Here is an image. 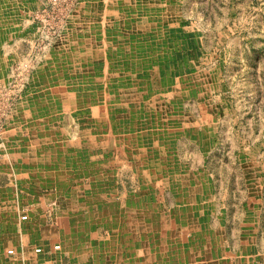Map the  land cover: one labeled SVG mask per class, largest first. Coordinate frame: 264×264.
<instances>
[{
  "label": "rangeland",
  "instance_id": "obj_1",
  "mask_svg": "<svg viewBox=\"0 0 264 264\" xmlns=\"http://www.w3.org/2000/svg\"><path fill=\"white\" fill-rule=\"evenodd\" d=\"M104 71L103 93L117 100L97 105L98 133L82 119L81 96ZM129 133L147 145L135 152L153 161L147 181L121 146ZM23 143L42 147L37 171L54 197L43 217L76 208L85 192L91 212L103 209L73 235L58 231L56 251L87 239L94 254L82 260L97 264L98 249L124 250L117 236L131 231L110 229L113 206L139 228L152 205L171 219L196 201L175 217L190 232L182 243L200 233L222 264H264V0H0V157Z\"/></svg>",
  "mask_w": 264,
  "mask_h": 264
},
{
  "label": "crops",
  "instance_id": "obj_2",
  "mask_svg": "<svg viewBox=\"0 0 264 264\" xmlns=\"http://www.w3.org/2000/svg\"><path fill=\"white\" fill-rule=\"evenodd\" d=\"M132 116H134V114H132ZM86 117L87 116L84 115L82 119L86 120ZM99 122L101 121L95 123L97 130L101 128L98 126ZM131 133H133V131ZM54 141L55 148L60 147L67 149L73 144L70 141H65L62 145H59L56 139ZM41 148L39 144L34 145L31 143L28 145V143H23V145L20 144L11 147L10 149L12 151L9 154L6 153L5 156L0 157V256H2L0 257V264H66V258L69 264H85L86 260L94 254L93 243L91 241L88 242L87 239L81 240L73 237L74 239H69V243L62 241V244H58L60 250L56 251L54 246L57 243V234L58 231H60V235L63 234V236L66 237V235L69 236L67 233L70 231L73 235L75 227L77 229H83V225L86 223L85 218L89 214L95 213L94 215L100 218L101 215H98V213H103V209L95 208V212H91L93 209H91V206L87 203L91 195L90 192H85L84 190L85 194L79 197L77 196L80 205L76 208L73 206L74 208L72 207L71 210L67 212L64 211L63 215L56 216L55 219L53 218V221L47 215L43 217L42 214L45 213L44 210L46 209L44 206L54 197L49 194L48 191L42 189L49 187V184L45 185L46 182H41L39 179L37 171L39 161L37 160V156H39L38 153L39 150H42ZM53 150L54 148L52 151ZM163 161L165 162V159L162 160V158H160V163H163ZM31 165L33 166L31 169H26L27 166ZM155 175H157L156 172ZM82 176H85V174ZM167 176L170 175L168 174ZM171 176L174 178L178 177L177 173ZM83 181L84 180L81 182ZM164 181L165 179L163 182ZM162 189L163 193H165L166 188ZM42 190L45 193H43ZM167 190L170 192L169 187ZM126 194L129 195L130 193L126 192ZM126 194H122L119 197L122 203H124V198L127 196ZM67 198L69 197L65 195L62 196L63 200ZM176 198L178 199V196ZM183 200L182 198V201ZM195 202L196 201H192L186 208L180 209L177 207L174 211L172 210L171 219L167 217L169 213L166 215V211L164 213L161 210L159 216L165 214V218L164 224L161 222L164 228L159 232L156 230L149 232V229L146 230L145 227V229L141 228L143 227V221L140 222L141 220L136 221L139 228L135 227L136 225L130 226L131 228L127 227L129 225L126 226V220L121 216L120 210L118 207L116 208V206H113L111 210H108L111 215V220L113 221L110 229L112 230V227H115L119 232V228H121V230L124 228L127 230V233H125L126 236L129 230L131 231L125 238L124 233L123 235L119 234V237L116 235L119 241L121 238L123 239L121 240V245H123L124 248L121 249L124 250L119 251L118 249V251L115 252H105L103 248L98 249V252H95V261L97 264H222L219 259L220 256L215 255L216 251L215 254H213L211 250L210 252L212 255L211 258L209 257L206 251L207 249H205L209 244V239L205 238L201 240L200 238L204 237H199L200 233H197L198 237L196 235L193 242L182 243L179 238H189L190 232L186 225L181 222V218L178 225L175 217L188 215L184 212V209H195L193 207ZM132 209L130 210V207L126 206V214L132 212ZM154 213L155 217H157L158 215L155 212V208ZM77 214L79 218L76 222H73V217ZM23 216H26L25 220L21 219ZM74 223L78 226L73 225ZM190 223H192L191 230L193 233H196V224L192 221ZM184 225L185 227H183ZM95 231L98 236L100 232L97 230ZM150 234L159 238L158 241L156 239L155 242H152L153 245L149 244L145 239V237ZM89 235L91 238L92 233ZM111 240L113 243L114 239ZM96 243L99 247L100 242L97 241ZM165 243L171 246L170 250L172 253L169 252L168 254L163 251ZM112 245L115 244L113 243ZM37 246L41 249L38 255L34 253ZM167 247L166 249L168 250ZM172 247H175V249ZM5 248L7 250H5ZM79 249L81 251H79ZM113 249L116 248L113 247ZM9 250L13 251V255L8 254ZM195 251L197 253H195ZM178 252H185V256L178 259L176 254ZM226 258L231 260L234 256H226ZM82 259H84L85 262ZM226 261L228 262V260Z\"/></svg>",
  "mask_w": 264,
  "mask_h": 264
},
{
  "label": "bare ground",
  "instance_id": "obj_3",
  "mask_svg": "<svg viewBox=\"0 0 264 264\" xmlns=\"http://www.w3.org/2000/svg\"><path fill=\"white\" fill-rule=\"evenodd\" d=\"M83 54V53H82ZM84 56V55H83ZM113 56V55H112ZM85 57V56H84ZM70 64V63H69ZM110 64H111V67H114L115 69H119V68H121L122 67V62H119L118 60H113V61H111L110 62ZM108 66H109V63L107 64V65H104V69H105V71L106 70H108ZM95 69V68H94ZM101 70V68L99 69V71ZM64 71V70H63ZM95 71V70H94ZM104 71V73L103 72H100V73H102V75L104 76V79H102V80H100L99 82H93L92 80H90L89 81V79L86 81V82H84V87L83 88H85L86 89V93L87 94H83L82 96H81V112L80 113H83V114H89V116H87L86 118V120L85 121H87V122H89V121H92V124H91V127H90V129H93L94 131H96V132H103L105 129H103V128H99L98 130H97V128H96V126H95V123H97L98 121H102V119L104 118L103 117V114L102 113H100L99 112V107L97 106L98 104H101V102L102 101H104L105 99H108V98H110V99H112V100H117L116 98H114V97H111V96H107V95H105L104 93H103V89H102V86L101 85H103L104 84V81H105V79L107 78V73ZM91 72V71H90ZM93 72V71H92ZM86 73V72H85ZM74 79V78H73ZM120 85V84H119ZM59 86V85H58ZM55 92V91H54ZM118 92V91H117ZM61 93V92H60ZM52 94V93H51ZM57 99H58V97L57 96H55ZM109 99V100H110ZM50 103V102H49ZM67 104V103H66ZM72 104V103H71ZM92 105H94V107H92ZM104 105V104H103ZM117 105V104H116ZM119 106V105H118ZM87 110V111H86ZM86 116V115H85ZM105 121V120H104ZM137 129H135V131H136ZM107 131V130H106ZM113 132V131H112ZM119 132V131H118ZM119 133H121V130H120V132ZM121 134H123V133H121ZM130 135L129 136H127V139H125L123 142H122V148H123V150H126V151H130V154H131V152H133L134 151V155H133V159H132V161H131V163H130V165L133 167V169H134V172L136 173V174H138V172H139V174H138V176H140L141 177V179H143V181H147V180H149V177H148V175H150V173L152 172V171H150V169H151V167H150V165H151V161H149V159L147 158L148 156H147V153H148V150H146L145 152H147V153H145L144 152V154L145 155H141L140 153V156H139V154H137V153H135L137 150H141V151H144V149L143 148H145V147H147V145H146V143H144V142H140V144H139V142H136V143H134V139H133V134H131V133H129ZM115 136H117V135H115ZM143 138H145V137H143ZM118 140V139H117ZM72 143V142H71ZM59 144V143H58ZM116 144H117V141H116ZM74 145V144H73ZM119 145V144H118ZM121 149V148H120ZM127 153V152H126ZM120 154H122V153H120ZM128 156H129V154H127ZM141 157H146L143 161H142V164L140 165L139 164V159L141 158ZM114 160V159H113ZM137 160V161H136ZM115 162V161H114ZM141 162V161H140ZM129 163V162H128ZM123 166V165H122ZM130 167V166H129ZM141 167V168H140ZM154 167V166H153ZM152 167V168H153ZM144 170H145V174L143 173L144 172ZM141 174V175H140ZM147 175V176H146ZM146 198V197H145ZM146 200V199H145ZM132 201V200H131ZM138 201V200H137ZM134 205V204H133ZM127 206H129V205H127ZM135 206H139L138 204H136V205H134V207ZM130 207V206H129ZM133 207H130V210L132 209ZM133 210V209H132ZM141 210V209H140ZM144 211V210H143ZM146 213V212H145ZM133 214V213H132ZM148 214V213H147ZM149 214H150V219H149V226H144L145 228H146V230L147 229H149V231H157V232H159L160 230H162L163 228H164V218H165V216L164 215H161V216H157V217H155V213H154V207H153V205L152 206H150V210H149ZM134 215V214H133ZM134 217V216H133ZM143 220V219H142ZM132 220L131 219H128L127 221H126V226H127V224L129 223V222H131ZM161 222H163V224L161 223ZM143 227V229H145ZM148 240H147V239ZM122 239V238H121ZM145 239H146V241L148 242V243H150V242H155L156 241V239H157V241L159 240V238H157V236H155V235H149V236H147V237H145ZM140 240V239H139Z\"/></svg>",
  "mask_w": 264,
  "mask_h": 264
},
{
  "label": "built area",
  "instance_id": "obj_4",
  "mask_svg": "<svg viewBox=\"0 0 264 264\" xmlns=\"http://www.w3.org/2000/svg\"><path fill=\"white\" fill-rule=\"evenodd\" d=\"M21 219H22V220H25V219H26V216H23ZM54 248H57V247H54ZM40 251H41L40 248H37V249H36V252H37V253L40 252ZM8 254H9V255L13 254V251H12V250H9V251H8Z\"/></svg>",
  "mask_w": 264,
  "mask_h": 264
}]
</instances>
